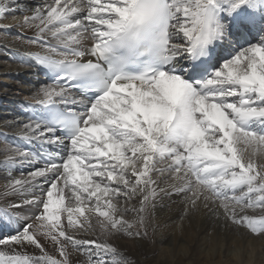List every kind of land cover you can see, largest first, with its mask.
Masks as SVG:
<instances>
[{
	"label": "snow or ice",
	"instance_id": "1",
	"mask_svg": "<svg viewBox=\"0 0 264 264\" xmlns=\"http://www.w3.org/2000/svg\"><path fill=\"white\" fill-rule=\"evenodd\" d=\"M19 23L52 82L21 126L38 148L3 161L32 167L0 193L24 197L0 264H132L114 238L148 236L158 192L264 237V0H52Z\"/></svg>",
	"mask_w": 264,
	"mask_h": 264
},
{
	"label": "bare ground",
	"instance_id": "2",
	"mask_svg": "<svg viewBox=\"0 0 264 264\" xmlns=\"http://www.w3.org/2000/svg\"><path fill=\"white\" fill-rule=\"evenodd\" d=\"M9 2L0 0V4ZM51 2L18 0L16 4H10L7 15L0 18V193L10 178L9 172L11 178H19L32 167L26 163L17 164L11 169L3 166V161L14 155L17 147L9 143L23 140L20 135L21 126L28 122L32 114L31 108H25L29 117L17 113L24 108H19L18 103L31 104V98L42 86L47 85L31 61L29 63L32 66H29L20 60L24 53L44 54V50L39 43H26V40L35 37V29L21 26L19 21L23 15H31L33 9ZM18 146L32 151L38 148L36 142H25ZM260 159L257 158L258 162ZM36 166L42 167L43 164ZM159 187H165V184L161 182ZM23 198L16 194L8 196L6 200L19 202ZM6 200L0 199V207L6 206ZM132 203L139 206L138 200ZM154 203L155 208L148 210L150 214L146 238H114V243L132 264H264V237L252 236L245 229L237 230L222 215H216V205L209 204L205 208L201 204L193 210L186 205L183 195L168 196L161 192H158ZM186 207H189L187 213ZM34 211V208L27 206L24 210L25 214ZM134 217L135 213H129L127 218ZM83 238L94 237L89 234ZM45 247L55 254L52 246L46 244ZM27 251L39 255L34 248H28ZM72 259L80 264H86L87 261L86 255L79 252L73 253Z\"/></svg>",
	"mask_w": 264,
	"mask_h": 264
},
{
	"label": "rangeland",
	"instance_id": "3",
	"mask_svg": "<svg viewBox=\"0 0 264 264\" xmlns=\"http://www.w3.org/2000/svg\"><path fill=\"white\" fill-rule=\"evenodd\" d=\"M148 223H149V220H148ZM148 228H149V226H148Z\"/></svg>",
	"mask_w": 264,
	"mask_h": 264
}]
</instances>
